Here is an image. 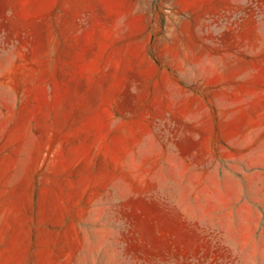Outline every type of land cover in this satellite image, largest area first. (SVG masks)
I'll return each mask as SVG.
<instances>
[{
    "label": "rangeland",
    "instance_id": "1",
    "mask_svg": "<svg viewBox=\"0 0 264 264\" xmlns=\"http://www.w3.org/2000/svg\"><path fill=\"white\" fill-rule=\"evenodd\" d=\"M0 264H264V0H0Z\"/></svg>",
    "mask_w": 264,
    "mask_h": 264
},
{
    "label": "crops",
    "instance_id": "2",
    "mask_svg": "<svg viewBox=\"0 0 264 264\" xmlns=\"http://www.w3.org/2000/svg\"><path fill=\"white\" fill-rule=\"evenodd\" d=\"M163 1H166V0H163Z\"/></svg>",
    "mask_w": 264,
    "mask_h": 264
}]
</instances>
